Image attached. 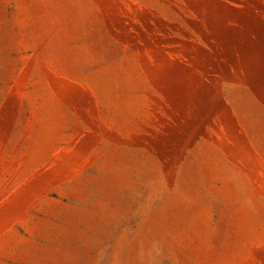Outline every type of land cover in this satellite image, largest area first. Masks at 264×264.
<instances>
[{
	"label": "rangeland",
	"instance_id": "1",
	"mask_svg": "<svg viewBox=\"0 0 264 264\" xmlns=\"http://www.w3.org/2000/svg\"><path fill=\"white\" fill-rule=\"evenodd\" d=\"M0 264H264V0H0Z\"/></svg>",
	"mask_w": 264,
	"mask_h": 264
}]
</instances>
